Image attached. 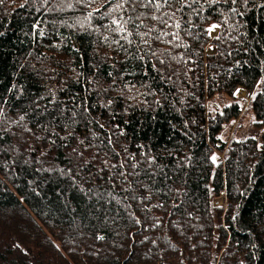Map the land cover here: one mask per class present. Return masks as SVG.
Wrapping results in <instances>:
<instances>
[{
  "label": "trees",
  "instance_id": "trees-1",
  "mask_svg": "<svg viewBox=\"0 0 264 264\" xmlns=\"http://www.w3.org/2000/svg\"><path fill=\"white\" fill-rule=\"evenodd\" d=\"M201 2L175 47L113 43L108 0H0V264H264V0ZM237 88L258 139L220 137Z\"/></svg>",
  "mask_w": 264,
  "mask_h": 264
},
{
  "label": "snow or ice",
  "instance_id": "snow-or-ice-1",
  "mask_svg": "<svg viewBox=\"0 0 264 264\" xmlns=\"http://www.w3.org/2000/svg\"><path fill=\"white\" fill-rule=\"evenodd\" d=\"M79 2V0H78ZM97 0H86L87 4L96 3ZM99 2H104V0H99ZM210 6L211 4L218 3L219 0H209ZM232 4H236L237 0H231ZM109 4H114V7L111 9V11H108L106 13H101L104 19L108 20L109 23L101 25L105 28L106 31H111L113 33H118L120 39L116 40L114 39L112 42L119 44L121 40H127L128 43H132V40L129 39V37H132L134 35H140L141 29H146L143 33V35H140V39L143 40L145 43H147V37L150 33H155V36L153 39L156 40H164L166 37H171L172 39L167 41L169 44H173L175 42V47H180V30H185L189 32L190 34H195L193 32V29L196 27V25L191 20L192 13H195L197 17L200 16V13L203 11V6L201 0H108ZM137 7H142L145 9L143 12H136ZM129 9H131L129 11ZM167 9V11L165 10ZM186 9H190L191 11H186ZM97 12L100 11L99 8L96 9ZM233 12L236 11V9H232ZM151 13V15H149ZM181 14L180 18H177V14ZM93 13L89 12L88 17H92ZM184 16H188L189 19L184 21V23H181V20ZM144 19H151L152 21L170 29H175V31H164L163 29H157L155 26H145L142 21ZM220 25L213 24L209 28L205 29L204 31L209 34V36L212 35V33L218 28ZM219 38V37H216ZM107 39V37H105ZM123 47V45H121ZM152 55H156V53H152ZM179 59L184 60V57L181 56ZM161 64H164V60L159 61ZM185 63H188L189 61L184 60ZM153 69L155 70V65H153ZM147 75V72L144 73ZM239 90H237V93H234V95H238ZM255 99V97H253ZM86 103V102H85ZM159 103V102H157ZM109 104H111V101H109ZM81 107H84V104L80 105ZM85 112L89 111L87 107H84ZM75 115V113H73ZM8 120V117L6 116L5 112L3 111V108L0 107V131L3 130L5 121ZM24 120L23 116L19 117V121L17 123ZM117 127H119L117 125ZM101 128H103V125H101ZM123 135V131L120 133ZM3 137H0V140H2ZM109 145H111V136H109ZM54 143V141H53ZM143 154V153H142ZM119 155V154H117ZM132 160H135V157H131ZM216 157L213 156L211 158L212 163H216ZM107 164V161L104 162ZM150 165L155 163V158H152L148 161ZM112 168H116L117 165L113 164L111 165ZM130 167L133 169L132 173H129L127 171H124V164L123 162L119 163V168L121 171L117 173L120 177H126L129 175H135L139 176V173L135 171L137 168V164L133 163L130 165ZM151 175H155V173H151ZM112 177H109V180H111ZM127 183V181H125ZM127 191V189H125ZM147 191V189H145ZM101 197L103 196V193L99 194ZM109 196L111 197V193H109ZM132 199H135V197H130ZM162 206V205H161ZM139 223V221H137ZM159 226V225H157ZM97 240L103 241L105 237L103 235H97Z\"/></svg>",
  "mask_w": 264,
  "mask_h": 264
},
{
  "label": "rangeland",
  "instance_id": "rangeland-1",
  "mask_svg": "<svg viewBox=\"0 0 264 264\" xmlns=\"http://www.w3.org/2000/svg\"><path fill=\"white\" fill-rule=\"evenodd\" d=\"M217 32V29L212 33L211 36H214ZM206 53H212L214 52V49L212 46H208L205 49ZM237 90H239L238 95H235V97L238 99L239 103L241 104V115L237 119L230 120L228 123L223 125V128L220 132V137L227 139L231 136H242V135H248L254 138L259 137L260 128L256 127L253 124V114L249 108L248 104V96L246 95V92L240 88H237L235 93H237ZM230 102V98L227 96L222 97H213L206 102V107L209 114H213L217 108L223 104ZM213 203L215 205L223 204V197L214 199Z\"/></svg>",
  "mask_w": 264,
  "mask_h": 264
},
{
  "label": "crops",
  "instance_id": "crops-1",
  "mask_svg": "<svg viewBox=\"0 0 264 264\" xmlns=\"http://www.w3.org/2000/svg\"><path fill=\"white\" fill-rule=\"evenodd\" d=\"M241 89V88H240Z\"/></svg>",
  "mask_w": 264,
  "mask_h": 264
}]
</instances>
